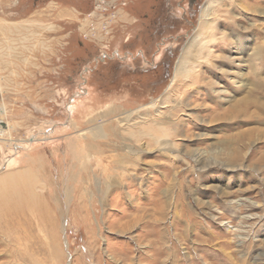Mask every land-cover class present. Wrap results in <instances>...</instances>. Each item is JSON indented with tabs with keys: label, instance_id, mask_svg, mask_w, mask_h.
I'll return each mask as SVG.
<instances>
[{
	"label": "rangeland",
	"instance_id": "rangeland-1",
	"mask_svg": "<svg viewBox=\"0 0 264 264\" xmlns=\"http://www.w3.org/2000/svg\"><path fill=\"white\" fill-rule=\"evenodd\" d=\"M98 1L0 0V264H264V0Z\"/></svg>",
	"mask_w": 264,
	"mask_h": 264
},
{
	"label": "bare ground",
	"instance_id": "bare-ground-1",
	"mask_svg": "<svg viewBox=\"0 0 264 264\" xmlns=\"http://www.w3.org/2000/svg\"><path fill=\"white\" fill-rule=\"evenodd\" d=\"M211 3V2H209ZM212 4V3H211ZM129 6V5H128ZM117 8V7H116ZM125 11V10H124ZM121 13V15H118V17H122L124 15H127L126 13H124L122 10L119 11ZM209 8L208 6L206 5V7H204V9L202 10V15H201V23H203L205 26L208 25L207 21H208V18L209 17ZM129 16V15H128ZM122 20V18H119ZM201 26V25H200ZM16 30V29H15ZM7 31H9L7 29ZM110 32V31H109ZM203 31H201V33H198L197 35H195L193 38H191L190 40V43L187 45V51L185 52L186 54L182 57V59L178 62V65L175 69V73H174V79H177V77H180V76H184L186 75L187 73V66L190 64L191 62V59L194 55L198 56L201 54V48L199 49V47H202L204 44H205V40L206 38H201V35H202ZM202 56V55H201ZM195 57V56H194ZM197 58V57H196ZM195 59V58H194ZM191 73V72H190ZM189 73V74H190ZM255 74V73H254ZM183 78V77H182ZM179 79V78H178ZM5 122H2L0 120V137L3 136L5 134V130L8 128V126H6L4 124ZM7 127V128H6ZM31 141V140H30ZM34 141V138L32 139V142L33 143ZM43 177V176H42ZM49 178V177H48ZM52 182V181H51ZM11 185V184H10ZM14 196H11V201L12 200H16L15 198H13ZM8 203V200H4L3 201V204H6ZM14 205V202L12 204V206ZM15 208V207H14ZM19 210V209H18ZM14 211V210H13ZM21 211V212H20ZM20 211H15V213H22V209ZM14 213V214H15Z\"/></svg>",
	"mask_w": 264,
	"mask_h": 264
},
{
	"label": "built area",
	"instance_id": "built-area-1",
	"mask_svg": "<svg viewBox=\"0 0 264 264\" xmlns=\"http://www.w3.org/2000/svg\"><path fill=\"white\" fill-rule=\"evenodd\" d=\"M96 1H98V0H96ZM101 1V0H100ZM100 1H98V2H100Z\"/></svg>",
	"mask_w": 264,
	"mask_h": 264
}]
</instances>
